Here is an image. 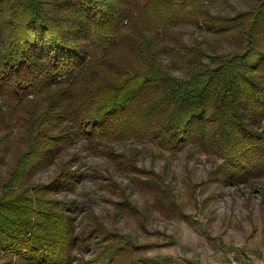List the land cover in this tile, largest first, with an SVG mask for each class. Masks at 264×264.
<instances>
[{"label": "trees", "instance_id": "16d2710c", "mask_svg": "<svg viewBox=\"0 0 264 264\" xmlns=\"http://www.w3.org/2000/svg\"><path fill=\"white\" fill-rule=\"evenodd\" d=\"M229 1L0 0V264H179L140 257L152 247L63 199L86 177L77 154L64 159L80 141L130 175L142 207L109 169L103 188L141 230L151 214L199 223L160 174L110 143L198 148L220 162L207 187L264 178V132L251 125L264 120V0L211 12ZM183 27L206 36L188 44Z\"/></svg>", "mask_w": 264, "mask_h": 264}, {"label": "rangeland", "instance_id": "374dc122", "mask_svg": "<svg viewBox=\"0 0 264 264\" xmlns=\"http://www.w3.org/2000/svg\"><path fill=\"white\" fill-rule=\"evenodd\" d=\"M254 0H230L229 5H215L213 14L233 15L236 11L250 8ZM183 38L191 44L193 38L204 39L206 33L194 37L191 28H182ZM228 48L219 52H227ZM264 132V120L251 124ZM110 145L119 153L134 155L136 164L154 169L174 187L178 202L199 226L192 228L183 221H168L157 214L147 217L146 230H141L128 213H119L111 196L103 188L109 173L116 185L124 190L128 203L142 207V198L130 184V175L115 170L102 155L88 151L83 141L68 148L64 153L80 157L85 179L72 193L63 196L78 209L92 205L110 230L129 235L139 245L152 247L140 257L161 260L174 258L179 264H264V178H256L240 185H207L217 172L220 162L190 147L172 155L150 145L133 140L116 141ZM55 166L40 173L36 180L48 183L55 173ZM195 188L196 203L188 196V187ZM79 215L78 222H81ZM202 232V233H201ZM172 241V246L160 247Z\"/></svg>", "mask_w": 264, "mask_h": 264}]
</instances>
